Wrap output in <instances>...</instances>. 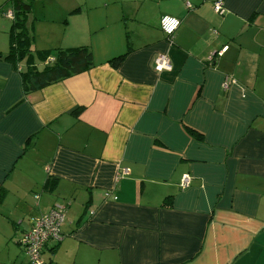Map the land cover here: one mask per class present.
<instances>
[{
	"label": "crops",
	"instance_id": "0c3cea01",
	"mask_svg": "<svg viewBox=\"0 0 264 264\" xmlns=\"http://www.w3.org/2000/svg\"><path fill=\"white\" fill-rule=\"evenodd\" d=\"M38 2L30 49L87 46L94 66L25 92L0 10V264H29L56 203L44 264H264V0Z\"/></svg>",
	"mask_w": 264,
	"mask_h": 264
},
{
	"label": "trees",
	"instance_id": "16d2710c",
	"mask_svg": "<svg viewBox=\"0 0 264 264\" xmlns=\"http://www.w3.org/2000/svg\"><path fill=\"white\" fill-rule=\"evenodd\" d=\"M32 0H10L13 17L11 19L10 46L3 56L13 64L25 60L27 66L21 71L22 87L25 92L41 89L47 85L58 82L69 76L79 74L94 66L91 50L87 46H76L67 48H54L49 50H31L30 35L26 29V17L31 12ZM47 64L38 68L34 66V57ZM51 56L50 60L48 59ZM125 53L109 62L118 65ZM78 111V109H76Z\"/></svg>",
	"mask_w": 264,
	"mask_h": 264
},
{
	"label": "built area",
	"instance_id": "2783aa9c",
	"mask_svg": "<svg viewBox=\"0 0 264 264\" xmlns=\"http://www.w3.org/2000/svg\"><path fill=\"white\" fill-rule=\"evenodd\" d=\"M187 5L189 6V3ZM213 8L216 13L222 14L224 12L222 0H214ZM3 14L9 19L13 17L11 11L4 12ZM172 21L178 22L175 27H172ZM159 25L166 35L168 42L171 43L173 34L180 25V20L171 15H163L160 17ZM169 27H172L171 31H168ZM170 69L169 58L165 54H158L154 59V70L162 72ZM221 86L224 90L228 88L229 83L227 78L222 82ZM188 184L189 175L185 174L181 179L180 187L185 188ZM66 206L63 203H56L48 212L41 213L30 219V228L21 240L29 256V264H44L41 258L42 248L49 239H59V226L63 220Z\"/></svg>",
	"mask_w": 264,
	"mask_h": 264
},
{
	"label": "rangeland",
	"instance_id": "374dc122",
	"mask_svg": "<svg viewBox=\"0 0 264 264\" xmlns=\"http://www.w3.org/2000/svg\"><path fill=\"white\" fill-rule=\"evenodd\" d=\"M6 0H0V10H1V13L3 12H7L9 9H10V3H5ZM39 0H35V5H38V2ZM37 3V4H36ZM36 9H34V15H38V11H40L41 7L39 6H35Z\"/></svg>",
	"mask_w": 264,
	"mask_h": 264
},
{
	"label": "clouds",
	"instance_id": "9594fccd",
	"mask_svg": "<svg viewBox=\"0 0 264 264\" xmlns=\"http://www.w3.org/2000/svg\"><path fill=\"white\" fill-rule=\"evenodd\" d=\"M171 23H172V27H175L178 22L177 21H172ZM172 27H169L168 28V31H171L172 30Z\"/></svg>",
	"mask_w": 264,
	"mask_h": 264
}]
</instances>
